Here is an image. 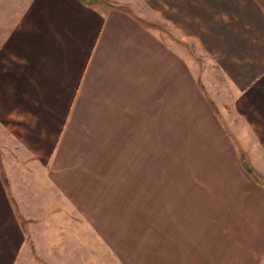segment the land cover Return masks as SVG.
<instances>
[{"label":"crops","instance_id":"1","mask_svg":"<svg viewBox=\"0 0 264 264\" xmlns=\"http://www.w3.org/2000/svg\"><path fill=\"white\" fill-rule=\"evenodd\" d=\"M151 6L149 19L87 0H0V264H98L97 216L82 199L127 204L114 157L133 158L128 173L191 176L185 163L161 164L163 147L241 174L263 204L258 225L240 228L264 236V186L246 168L264 173V0ZM178 39L198 46L197 69ZM146 140L156 159H145ZM103 189L109 203L96 201ZM100 249V260L112 252Z\"/></svg>","mask_w":264,"mask_h":264},{"label":"rangeland","instance_id":"2","mask_svg":"<svg viewBox=\"0 0 264 264\" xmlns=\"http://www.w3.org/2000/svg\"><path fill=\"white\" fill-rule=\"evenodd\" d=\"M87 1L94 5L110 4L128 10L132 14L141 12L149 19L152 18L151 0ZM146 24L153 27V23L149 20ZM161 29L168 33L167 28L161 26ZM177 45L191 55V63L195 69L202 64L197 45H190L179 39ZM182 55L185 54L182 52ZM144 145L145 159H156L152 155H147L158 152L156 142L146 140ZM159 151L166 156L160 158L162 165L169 168L185 163L188 168H192L191 176L188 173L185 176L184 172L180 174L177 172V177H180L177 181V177L168 169L152 168L155 165H147L148 167H144V172H137L135 175L126 172L132 167L133 162L130 164L129 161L133 159L132 157H121L122 161L114 157L112 158L114 165L122 170L115 175L113 181L118 182L122 187H120L122 196L118 199H122V202L124 198L127 199L125 200L127 204L113 206L114 211L111 212L105 211L103 206L99 205L101 203L91 205L87 200L82 199L86 201L84 205H87L82 206V209L87 211L89 209L91 216L92 214L97 216L95 222L89 221V223L91 229L93 223L96 225L98 264H264V236H255L251 234L252 232L247 234L248 231L241 229L243 225L250 228L258 225L257 220H253L252 209L256 208L258 203L262 205L263 201L258 199V195L252 193L251 189H245L246 192H250L249 194L242 191V187L249 186L243 183L242 175L233 176V173L227 171L219 175L210 172L218 166L212 167L208 157H204L203 163H200L189 152L185 160L186 158L164 147ZM252 173L254 179L264 186V173L254 172L253 169ZM143 175L144 182L141 179ZM104 181L105 186L110 184L108 179ZM186 185L192 186V189L187 190L186 193L190 202L182 204ZM155 186L160 187V190ZM99 193L102 194L100 199L96 200L98 202H107V198L111 195L108 194V189H103ZM234 197L237 199L233 205ZM262 199L264 200V197ZM129 201L133 204H129ZM168 214L172 222L178 223L182 230L190 228L192 233L190 235L188 232L190 237L184 240L185 242L182 243V237L179 236L185 231L174 234L167 220ZM86 222L83 220L81 223ZM169 234H172L170 241ZM102 245L107 246L108 252V248L111 247L112 252H106L104 258L100 260L99 252Z\"/></svg>","mask_w":264,"mask_h":264},{"label":"trees","instance_id":"3","mask_svg":"<svg viewBox=\"0 0 264 264\" xmlns=\"http://www.w3.org/2000/svg\"><path fill=\"white\" fill-rule=\"evenodd\" d=\"M246 166H247L246 168H247L248 172L253 176L252 168L247 164H246Z\"/></svg>","mask_w":264,"mask_h":264}]
</instances>
